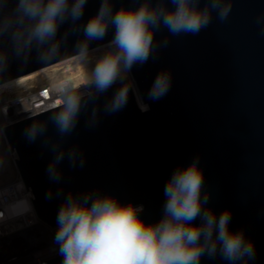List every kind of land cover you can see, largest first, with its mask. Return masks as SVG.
Masks as SVG:
<instances>
[{"label":"water","instance_id":"water-1","mask_svg":"<svg viewBox=\"0 0 264 264\" xmlns=\"http://www.w3.org/2000/svg\"><path fill=\"white\" fill-rule=\"evenodd\" d=\"M131 5L132 0H124ZM99 0H89L81 23L94 15ZM120 7L119 0L114 9ZM264 14V0H233L225 22L213 13L209 27L198 35L169 36L166 29L156 33L169 44L153 53L144 65H135L131 77L148 111H141L133 90L127 105L112 114L104 112L119 82L96 102L99 123L87 124L88 111L81 113L76 129L65 138V149L76 146L84 166L70 168L67 159L59 166L60 183L52 182L46 167L53 153L41 140L29 143L24 129L34 120L46 121L51 112H40L4 126L9 150L15 152L16 169L37 219L48 227H58L56 217L64 195L69 191L115 194L122 202L143 205L146 221H158L165 203L164 187L177 167H186L198 158L203 171L204 191L210 194L207 207L217 216L231 211L230 229L242 230L255 245V259L264 264V25L257 16ZM67 25L60 31L63 33ZM113 30L102 41H92L90 51L112 39ZM70 37L63 55L52 64H43L35 55L26 63L10 59L0 85L76 57ZM171 73L168 93L157 101L147 93L156 75ZM48 135L57 139L49 124ZM64 195L56 196L59 189ZM51 190V199L46 194ZM199 223V220H197ZM37 264H62L55 256ZM200 264H228L217 256H206Z\"/></svg>","mask_w":264,"mask_h":264},{"label":"clouds","instance_id":"clouds-1","mask_svg":"<svg viewBox=\"0 0 264 264\" xmlns=\"http://www.w3.org/2000/svg\"><path fill=\"white\" fill-rule=\"evenodd\" d=\"M89 0H0V75L11 58L26 64L35 55L43 64H52L70 37L76 36L73 52L85 61L92 41H102L113 30L112 39L100 46L106 49L92 66L87 85L67 80L52 86L59 103L46 121L34 120L24 129L29 143L41 140L42 147L53 153L46 167L52 182L62 180L61 163L70 168L83 167L85 159L76 146L65 149V138L76 129L79 117L88 111L87 124L99 123V97L118 82L104 103L106 114L122 110L133 85L129 75L135 65H144L154 52L166 48L169 36L198 35L213 21V13L225 22L232 12L233 0H99V8L81 23ZM264 25V14L257 16ZM67 25L63 33L60 29ZM166 29L169 36L156 40ZM264 34V28L261 29ZM98 48V49H100ZM171 87V73L160 71L148 90V99L157 101ZM141 111H148L136 93ZM49 124L57 139L48 135ZM51 190L46 194L52 198ZM64 195L63 189L56 196ZM165 203L158 221L149 222L141 213L143 205L122 202L115 194L89 191L64 195L58 209L54 244L62 264H200L203 257L217 256L228 264H249L255 259L252 240L242 230L230 229L231 211L218 216L207 207L210 194L204 191L203 171L198 158L186 167H177L164 187ZM199 220V223H197Z\"/></svg>","mask_w":264,"mask_h":264},{"label":"built area","instance_id":"built-area-1","mask_svg":"<svg viewBox=\"0 0 264 264\" xmlns=\"http://www.w3.org/2000/svg\"><path fill=\"white\" fill-rule=\"evenodd\" d=\"M51 89L52 87L47 91L25 95L14 102L20 103L21 100L29 101L37 99V96L52 95ZM55 100L58 104L59 100ZM30 198H33L32 193L26 190L19 176L14 183L0 188V264H14L28 256V251L36 249L45 252V256L39 262L59 255L58 246L53 242L57 227H48L37 219ZM21 200L24 205L17 204ZM19 241H22L21 247L15 246Z\"/></svg>","mask_w":264,"mask_h":264},{"label":"rangeland","instance_id":"rangeland-1","mask_svg":"<svg viewBox=\"0 0 264 264\" xmlns=\"http://www.w3.org/2000/svg\"><path fill=\"white\" fill-rule=\"evenodd\" d=\"M98 48L89 51L85 61H78L76 57H73L60 62L61 64L58 63L45 68V70L38 71L39 74L37 73L34 77L25 81L10 84L6 88L0 87V188L14 183L19 176L15 163L17 156L14 151L9 150L10 148L2 129L7 124L16 120L12 118L13 109L16 108L12 102L19 100V98L22 99L25 95L35 94L44 90L47 91V89L60 81L72 80L79 85H87L92 66L106 52V49ZM21 245L22 241H19L15 246L21 247ZM44 256L45 252L41 250H31L28 251V256L17 260L14 264L39 262Z\"/></svg>","mask_w":264,"mask_h":264},{"label":"bare ground","instance_id":"bare-ground-1","mask_svg":"<svg viewBox=\"0 0 264 264\" xmlns=\"http://www.w3.org/2000/svg\"><path fill=\"white\" fill-rule=\"evenodd\" d=\"M37 73H38V71L34 72V73H31V74H28L26 76L20 77L19 79H16V80L10 81L8 83L2 84V85H0V87H5L6 88V86H8L10 84L17 83V82H20V81H25V80H27V79H29L31 77H34V75H36ZM129 82H131L132 85L134 86L133 87V92H134L136 101L138 103V98H137V95H136L137 90H136V87H135V83H134V81H133V79H132V77L130 75H129ZM38 97L39 96H37V99H33V100L31 99L29 101L21 100L20 103L18 101H15V102L13 101L12 104H13V106H16V108H14V109L12 108L14 110L13 113H12V118H15L16 120H19V119L25 118L27 116L43 112L46 109L51 108V106H54L57 103V102L55 103L56 100H55V98L52 95L41 96L39 98ZM138 105H139V103H138ZM17 204H19V205L23 204L24 205V202H23V200H21V201H18Z\"/></svg>","mask_w":264,"mask_h":264},{"label":"snow or ice","instance_id":"snow-or-ice-1","mask_svg":"<svg viewBox=\"0 0 264 264\" xmlns=\"http://www.w3.org/2000/svg\"><path fill=\"white\" fill-rule=\"evenodd\" d=\"M46 94V93H45Z\"/></svg>","mask_w":264,"mask_h":264}]
</instances>
